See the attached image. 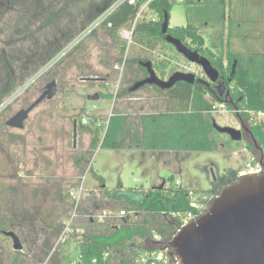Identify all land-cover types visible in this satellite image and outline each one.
Wrapping results in <instances>:
<instances>
[{
    "label": "rangeland",
    "instance_id": "rangeland-1",
    "mask_svg": "<svg viewBox=\"0 0 264 264\" xmlns=\"http://www.w3.org/2000/svg\"><path fill=\"white\" fill-rule=\"evenodd\" d=\"M73 1L69 0L71 8L66 13V22L70 25L61 35L77 26L76 35L87 25L84 13L86 1L82 0L79 4ZM195 1L188 3L187 0H172L169 26H186L190 23L202 36L204 46L222 56L224 62H227L229 54H239L243 58L250 56L253 61L250 70L264 82V0H226L224 20H218L216 13L215 16L210 15L209 9H204L205 6L201 13L199 3ZM4 24L5 22L0 21V48L6 46L4 40H7ZM47 32L51 34L49 30ZM47 37L50 40V36ZM118 38L126 41L123 57L132 56L138 49H143L135 39L128 42L119 33ZM29 46L31 43L25 42L24 48ZM21 50L25 53V49ZM148 51L152 60L167 65L163 75L161 70L157 72L162 79H167L172 74H169L171 69L192 72L196 76L201 73L199 65L190 63L175 48L156 45ZM117 54L118 49L100 31L84 38L80 49L62 57L52 68L37 77L35 75L40 72L44 63L29 72V60L20 61L15 66L19 77L26 73L15 90L20 87L24 89L1 115L5 121L32 103L51 80L55 81L56 88L52 98L43 100L30 111L23 128L7 130L8 134L15 136L13 139L18 144L12 143L9 135L0 136L1 212L8 217L18 211H24L30 217H38L39 213L47 212L56 221L43 232V226L40 225L42 222L38 217L35 227H27L29 231L21 234L16 233L27 262L37 263L49 258L52 263L59 264L62 259H76L77 241L69 236L65 242H59L60 234L71 214L65 215L62 211L63 204L69 202L67 193L71 186L65 190V198L59 204L55 203L51 192L36 188L35 185L40 183L38 178L41 176L64 178L74 185L78 182L73 166V152L90 146L95 129L99 131V138L102 136L118 89L131 85V75L123 63L116 61ZM74 58L76 63L72 62ZM154 86L159 88L145 84L125 99L141 106V112L151 111L154 109L151 102L156 104L153 98L157 93L149 88ZM94 93L99 98L89 99ZM88 108L91 109V114L87 117V123L82 125V130L76 133L74 145V122L76 126H81V118L85 117ZM231 109L232 107L228 108L223 114L205 113L204 118L211 126L213 121L222 126H233L238 119ZM210 134L214 139L211 151L105 149L98 145L88 169L82 175L83 186L90 189L84 203L91 205L90 197L100 195L97 188L99 181L95 175L102 177L101 184L106 189L119 190L122 187L126 191L122 193L133 198H140L142 191L160 186L162 182L166 188L179 186L194 191L199 197L207 195L215 185L212 173L217 178L232 170H243L244 161L249 155L245 137L232 140L228 134L215 129ZM177 181L179 184L176 185ZM129 189H132L130 193L127 192ZM150 245L151 242L148 246ZM14 251L11 238L0 233V264H9Z\"/></svg>",
    "mask_w": 264,
    "mask_h": 264
},
{
    "label": "trees",
    "instance_id": "trees-1",
    "mask_svg": "<svg viewBox=\"0 0 264 264\" xmlns=\"http://www.w3.org/2000/svg\"><path fill=\"white\" fill-rule=\"evenodd\" d=\"M74 1L73 3L79 4L82 0ZM85 1L84 13L87 20L85 24H88L116 0ZM145 1L137 0V5L121 3L108 17L111 26L103 24L90 34L102 31L115 49H118L119 54L115 56V59L123 63L126 71L130 73L131 85L118 89L111 116L102 136L99 138V131L95 129L90 146L73 152V166L77 172L75 175L78 177V182L88 169L98 145L105 149L211 151L214 139L210 132L214 129L204 118V114L208 113L206 110L209 109L210 101L226 99L227 107H232L241 114H248L246 110H264V82L250 70L252 58L229 54L227 62H224L222 56L204 46L202 36L190 23L186 26L170 27L172 0L149 2V9L155 14V18L138 21L132 30V39H135L143 49H138L132 56L123 57L126 41L118 38L119 30L132 26L138 6ZM187 1L191 2V0ZM195 2L199 3L201 13L204 9H209L210 15L215 16L216 13L218 20L225 19L226 0H196ZM203 6H205L204 9ZM70 8L69 0H0V21L5 22L4 26L7 30V40H4L6 46L0 48V104L24 79L26 73L19 77L15 71V66L20 61L29 60L28 72L34 70L49 60L75 36L77 26L67 34L61 35L70 25L66 22L68 15L66 13ZM48 30L51 34H48ZM47 36H50V40ZM170 38L178 40L190 50L208 59L211 66L223 74L226 90L220 98L198 82L188 84L178 81L168 89L154 86L149 89L155 90L157 94L153 99L156 104L159 102L157 106L151 102L154 108L151 111L141 112V106L128 102L125 98L136 92L131 90L132 85L147 74L146 68L142 66L143 61H151L157 76L158 70H161L162 75L164 74L167 65L152 60L148 50L156 45L162 48L166 45L177 51L170 42ZM25 42H30L31 46L24 48ZM81 44L82 42L78 43L66 56L80 49ZM21 48L25 49V53ZM75 61L74 58L72 62L76 63ZM175 71L176 69H171L169 74ZM8 105L0 111V136L9 135V138H12L11 142L18 144V141L13 139L15 136L7 132L12 127L6 125L5 119L1 117ZM80 130L82 125L76 126L77 134ZM251 133L258 140L259 130L252 128ZM8 142L10 143V139ZM95 177L99 181L97 188L100 190V195L91 196L89 201L91 205L84 203L79 208L77 221L78 226L83 229L80 239H76L75 229L70 234L77 241L76 249L83 264H90L92 259H96V264H137L136 258L141 251L159 247L153 244L154 235L160 238L158 241L160 245L167 246L170 243L178 221L175 213L195 211L189 205L190 189L179 186L172 188H166L164 185L155 186L142 191L140 198H133L122 193L126 191L120 186L119 190L106 189L101 184L102 177L99 175ZM38 179L40 183L35 187L47 189L46 191L53 195L55 203L59 204L65 198V190L74 185L64 178L55 176H41ZM236 179V172L232 170L226 175L218 176L216 181L224 187ZM131 191L132 189L127 190L128 193ZM62 207L63 214H70L72 206L69 202H65ZM122 209L126 214L117 216L116 214ZM97 210L110 211L112 216L103 222L83 217L84 214ZM36 217H30L24 211L20 213L18 211L8 217L0 209V233L13 231L21 234L29 231L27 227H35L38 217L42 222L40 225L43 226L41 231L46 232L48 226L55 221L52 214L47 212L39 213ZM150 242L152 245L148 246ZM104 252L108 255L104 256ZM10 258L9 264L27 262L26 255L21 250H15Z\"/></svg>",
    "mask_w": 264,
    "mask_h": 264
},
{
    "label": "water",
    "instance_id": "water-1",
    "mask_svg": "<svg viewBox=\"0 0 264 264\" xmlns=\"http://www.w3.org/2000/svg\"><path fill=\"white\" fill-rule=\"evenodd\" d=\"M177 51L190 62L199 65L209 81H215L218 71L205 57L190 50L176 39H169ZM147 76L136 81L131 90L145 84L168 89L176 82H195L207 85V80L192 72L175 71L167 79L158 77L150 60L142 62ZM56 93L55 81L51 80L41 94L27 107L18 110L6 120V125L21 129L30 111ZM94 93L89 99H98ZM234 106V104H231ZM213 128L226 133L232 140H240L241 131L222 126L213 121ZM248 132V130H246ZM76 142V122L73 128V143ZM213 180L216 176L212 173ZM164 182L160 186H163ZM13 242L14 250H21L22 243L13 231L5 232ZM176 264H264V173H248L225 185L215 196L207 210L190 218L173 236L167 245Z\"/></svg>",
    "mask_w": 264,
    "mask_h": 264
},
{
    "label": "built area",
    "instance_id": "built-area-1",
    "mask_svg": "<svg viewBox=\"0 0 264 264\" xmlns=\"http://www.w3.org/2000/svg\"><path fill=\"white\" fill-rule=\"evenodd\" d=\"M151 0H146L142 4H140L137 8L136 14L134 16L132 26L130 28H121L119 30V34L126 39L128 42L132 40V30L134 25L141 20H153L155 18V14L149 9V2ZM178 2H183L184 0H176ZM123 2H127L129 5H137V0H116L112 5L104 9L100 14H98L91 22H89L79 33H77L70 41H68L56 54H54L49 60H47L40 72H38L35 77L39 76L41 73H44L46 70L52 68L53 65L57 64V62L65 57L78 43L82 42L84 38L89 36L93 31L97 30L101 25L106 24L107 26H111V22L108 21L109 15L113 12V10ZM117 67V66H116ZM196 75V74H195ZM199 77L202 74H197ZM34 77V78H35ZM27 87L28 84H25ZM24 86V87H25ZM24 88H19L12 93H10L0 104V111L4 109L16 96H18ZM95 107V106H93ZM234 113L233 115L238 119V122L230 126L236 130L241 131L242 136L246 138L248 141V149L249 155L247 160L244 161V169L236 172V176H240L243 174L254 173L261 174L264 173V110L251 111L246 110L248 114H241L235 109H231ZM228 111L226 99H218L215 101H210L209 109L206 110L208 113H218L223 114ZM91 114V109L88 108L86 110L85 117L81 118V125L87 123V117ZM100 125V124H98ZM229 126V125H227ZM256 128L259 130L258 133V141L256 140L252 133L251 129ZM248 130V132L246 131ZM84 176H81L80 181L72 185L68 190V199L69 203L72 206L71 214L68 217L67 222L64 225V229L60 234L59 242L63 243L70 236L71 231L75 229L76 239H80V235L83 232V229L78 226V222L76 220L78 218L79 208L84 204V202L88 199L90 189L83 186ZM179 184L178 181L176 185ZM189 205L195 211H187V212H177L175 215L177 216V225L175 234L177 231L193 216L204 213L206 209V201L208 199L207 195L199 197L192 190L189 192ZM206 209V210H205ZM126 214L125 210H120L116 215L121 217ZM112 213L107 210H97L95 212H89L84 214L83 217L95 219L98 222H103L107 218L111 217ZM76 227V228H75ZM174 234V235H175ZM153 244L154 246H159L154 249L143 250L139 253L136 258L137 264H176V260L169 254V250L167 246L160 245L158 242L160 238L157 235L153 236ZM104 256H107L108 253L104 252ZM24 264H54L51 259H45L43 261L37 263L26 262ZM59 264H83L80 261V255L77 253L76 259L71 261H64L62 259ZM90 264H96V259H92Z\"/></svg>",
    "mask_w": 264,
    "mask_h": 264
},
{
    "label": "flooded vegetation",
    "instance_id": "flooded-vegetation-1",
    "mask_svg": "<svg viewBox=\"0 0 264 264\" xmlns=\"http://www.w3.org/2000/svg\"><path fill=\"white\" fill-rule=\"evenodd\" d=\"M201 74H202L201 77L196 76V75L195 76L198 77V78L207 80L208 84L205 85V86L207 88H209V90L213 94H216L218 97L222 98L223 97V93L226 90V85H225V80H224L223 74H221L218 71V77H217V79L215 81H209V79L206 77V74H205V72L203 70H201ZM146 76H147V74H146ZM226 95L228 97V95H229V92L228 91L226 92ZM214 181H215V185H214L213 190L210 193L207 194L208 199H207L206 204H205L206 209L209 207L212 199L215 196H217L220 193V190L223 188V186H221V184L218 181H216V180H214Z\"/></svg>",
    "mask_w": 264,
    "mask_h": 264
}]
</instances>
